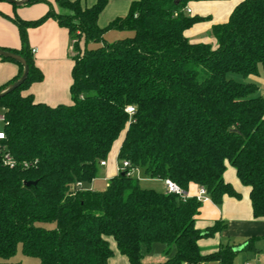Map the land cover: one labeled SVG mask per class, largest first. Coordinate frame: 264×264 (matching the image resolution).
<instances>
[{
	"label": "trees",
	"instance_id": "16d2710c",
	"mask_svg": "<svg viewBox=\"0 0 264 264\" xmlns=\"http://www.w3.org/2000/svg\"><path fill=\"white\" fill-rule=\"evenodd\" d=\"M207 1L226 0H138L105 29L98 28L97 18L107 0L90 8L54 0L55 8L47 4L37 20L9 19L22 47L2 50L22 57L28 75L0 99L5 137L0 142V264H15L9 260L18 246L39 264H108V239L129 264H145L144 252L154 246L163 249L164 260L157 264H234L232 248L200 254L198 240L223 225L196 230L202 202L188 193L192 186L202 188L215 205L224 196L238 199L223 180L227 163L250 189L253 217L264 218V98L256 97L254 83L229 78L264 75V0L241 1L227 23L213 26L215 48L191 44L184 36L207 21L188 16V3ZM49 19L68 31L75 52L70 54V105L50 107L21 95L43 79L27 31ZM108 31L130 36L108 43ZM0 59L19 68L2 92L23 68ZM120 137L118 167L124 161L128 167L102 191H75L76 183H92ZM4 153L14 168L3 164ZM137 171L172 182L180 194L142 188L129 174Z\"/></svg>",
	"mask_w": 264,
	"mask_h": 264
},
{
	"label": "crops",
	"instance_id": "0c3cea01",
	"mask_svg": "<svg viewBox=\"0 0 264 264\" xmlns=\"http://www.w3.org/2000/svg\"><path fill=\"white\" fill-rule=\"evenodd\" d=\"M80 2L83 8H90L98 0H70ZM138 0H107V3L97 18V26L105 29L112 21L127 15L130 4ZM243 0L190 2L186 10L190 17L206 18L207 21L197 23L184 32V36L191 44H206L215 48V40L210 31L213 26L227 23L234 8ZM47 4L55 8L54 0H39L30 6L14 7L7 2H0V49L19 51L21 41L16 25L9 19L18 17L23 21H34L42 17L48 10ZM130 36L127 32L108 31L104 35L105 40L111 42ZM107 41V40H106ZM108 43H111L107 41ZM27 44L33 63L43 76L41 82H36L21 93L22 96L30 95L35 103L45 104L50 107L58 105H70L69 92L72 83L71 70L73 62L70 58V39L68 31L57 25L54 20H47L41 26L27 31ZM36 50L32 54L31 51ZM19 72L17 65L0 59V87L14 79ZM259 81L254 76L242 79V83H256ZM117 141L118 145L110 161H105L101 168L100 180L106 183L118 173L117 154L122 142V137ZM113 148V146H112ZM109 156V155H108ZM141 176L147 186L161 185V193H165L163 181L145 177L140 171L134 172ZM95 180L84 189L99 192L93 189ZM224 182L231 185L239 198L224 196L220 205L213 204L209 199L202 202L198 215L194 219V227L201 233L212 228L216 223L223 225L210 236L201 238L197 242L202 256L216 253L220 248H232L234 250V264L257 262L264 264V218L255 219L249 199L250 189L243 186L236 177L235 170L226 163L223 174ZM145 185V186H146ZM143 188V187H142ZM153 188V187H150ZM144 189H147L144 187ZM199 189L192 186L189 196H197ZM112 257L108 264H129L124 256H121L112 239H108ZM163 249L154 246L149 253L144 252L145 264H157L163 262ZM202 264H219L211 261Z\"/></svg>",
	"mask_w": 264,
	"mask_h": 264
},
{
	"label": "rangeland",
	"instance_id": "374dc122",
	"mask_svg": "<svg viewBox=\"0 0 264 264\" xmlns=\"http://www.w3.org/2000/svg\"><path fill=\"white\" fill-rule=\"evenodd\" d=\"M106 40L111 42V40L109 38H107ZM80 47H82L81 42H80ZM70 54L75 55V52L73 51V49H71ZM254 77H256L259 80L256 83L254 82V84L257 86V92L255 95H256V97L264 98V75L261 71H259L258 75L254 76ZM229 78L233 79L235 81H238V82H241L243 79L239 75H229ZM1 116H2V111L0 110V117ZM2 129H3V123L0 122V131H2ZM118 142L119 141H116L114 143L113 148L110 151L111 156H112L114 150L116 149ZM110 154H109L106 162L110 161ZM100 174H101V168L98 167V172H97V175L95 178L96 180H95V185L93 186V189L102 191L106 188V183H104L102 180H100ZM133 176L138 179L140 186L143 188L146 187L147 189H152L156 192H160L163 189V187L161 185H156V184H153L152 186H147L148 184L146 185L144 183L145 181H143V179H141V176L138 175L137 173L133 174ZM150 187H153V188H150ZM42 226L46 229H52L53 228V225H42ZM9 262L15 263V264H39V261L37 259L24 256L22 251H21L20 246H18L15 256L13 258H11L9 260Z\"/></svg>",
	"mask_w": 264,
	"mask_h": 264
},
{
	"label": "built area",
	"instance_id": "2783aa9c",
	"mask_svg": "<svg viewBox=\"0 0 264 264\" xmlns=\"http://www.w3.org/2000/svg\"><path fill=\"white\" fill-rule=\"evenodd\" d=\"M186 14H190V11L189 10H185ZM32 54L36 53V50H32L31 51ZM126 112L129 114V115H132L134 113V110L132 108H127L126 109ZM0 122L1 123H4V117L3 115L0 117ZM5 139L4 137V134L2 131H0V142L3 141ZM1 151V150H0ZM2 161H3V164L7 167H9L10 169L14 168L15 167V161L11 158V156L7 153H4L2 155ZM100 167H104L105 166V162H101L100 164ZM128 167V162L124 161L121 163V165L118 167V170L120 169H126ZM129 174H133V172H129ZM164 186H165V191L166 193H169V194H175V195H179L180 194V190L179 188L173 184L172 182L170 181H165L164 182ZM73 189L75 191H82L83 190V186L81 183H76L73 187ZM197 199L200 200L201 202L209 199L207 194H206V191L202 188L199 189L198 191V195H197ZM245 264H260V263H257V262H246Z\"/></svg>",
	"mask_w": 264,
	"mask_h": 264
},
{
	"label": "water",
	"instance_id": "95a60500",
	"mask_svg": "<svg viewBox=\"0 0 264 264\" xmlns=\"http://www.w3.org/2000/svg\"><path fill=\"white\" fill-rule=\"evenodd\" d=\"M4 1L11 4V5L20 7V6H23L28 0H21V1L4 0ZM0 58H4L6 60L14 61V62L20 64L23 68V71H22L20 78L15 83H13L12 85H10L6 89H4L2 92H0V99H1L4 96L12 93L16 88H18L21 84L24 83V81L26 80L27 75H28V65L26 64L25 60L22 57L14 54V53H11V52H6V51L1 50V49H0ZM34 184L35 183H28V184H26V186H31Z\"/></svg>",
	"mask_w": 264,
	"mask_h": 264
}]
</instances>
